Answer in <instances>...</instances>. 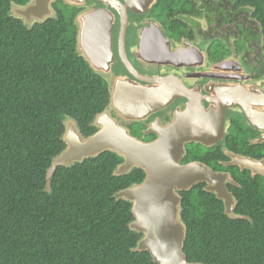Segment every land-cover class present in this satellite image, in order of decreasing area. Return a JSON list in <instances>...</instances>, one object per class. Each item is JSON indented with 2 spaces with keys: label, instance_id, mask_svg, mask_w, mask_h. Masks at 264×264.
I'll return each instance as SVG.
<instances>
[{
  "label": "trees",
  "instance_id": "1",
  "mask_svg": "<svg viewBox=\"0 0 264 264\" xmlns=\"http://www.w3.org/2000/svg\"><path fill=\"white\" fill-rule=\"evenodd\" d=\"M26 0H0V264H154L135 249L132 203L115 194L142 184L112 152L47 172L65 148L66 121L84 137L110 103L105 78L77 51L76 30L60 14L33 25L12 15ZM264 24V0H239ZM184 252L201 264H264V199L243 194L230 219L213 193H180ZM241 195V194H240ZM248 208V211H242Z\"/></svg>",
  "mask_w": 264,
  "mask_h": 264
},
{
  "label": "flooded vegetation",
  "instance_id": "2",
  "mask_svg": "<svg viewBox=\"0 0 264 264\" xmlns=\"http://www.w3.org/2000/svg\"><path fill=\"white\" fill-rule=\"evenodd\" d=\"M48 8L51 16L42 21L68 16L77 39L85 16L100 14L111 28L109 80L146 91L155 82L171 84L169 92L162 86L161 109L142 121L111 109L116 122L150 143L197 101L204 110L193 118L204 137L186 144L180 163L229 176L237 215L243 194L264 199V24L254 8L239 0H51ZM33 21L27 24L39 22ZM199 185L208 192L205 182Z\"/></svg>",
  "mask_w": 264,
  "mask_h": 264
},
{
  "label": "water",
  "instance_id": "3",
  "mask_svg": "<svg viewBox=\"0 0 264 264\" xmlns=\"http://www.w3.org/2000/svg\"><path fill=\"white\" fill-rule=\"evenodd\" d=\"M50 1L35 0L34 5L13 6L12 15L25 24L32 19L40 22L45 16H51L48 8ZM99 16L97 13L85 16L84 27L77 39V51L95 72L108 80L109 107L94 119L92 126L98 131L89 137L81 134L74 121L64 123L63 141L66 148L54 158L47 172L46 190H50L52 175L58 167H72L86 159L112 152L123 160L114 171V176L127 175L135 168L145 173L142 184L115 194L117 200L132 203L134 221L130 229L143 235L135 250L148 251L154 264H201L189 262L184 252L187 228L181 219L180 193L205 182L208 185L207 191L223 202L225 215L230 219L246 218L235 213L236 201L225 185L229 176L216 173L198 163H180L186 144L196 141V137H204V129L193 118L199 108L201 111L204 108L197 101L189 104L182 116H176L174 123L159 130V138L153 142L144 143L133 137L128 128L111 117L109 111L114 109L123 113L129 121H142L153 111L161 109V105L167 104V97L162 96L161 91L164 86L169 92L171 84L155 82L156 87L146 91L142 87H134L132 83L109 80L105 75L113 57L108 33L111 28L103 27L105 20ZM92 30L96 39L90 35Z\"/></svg>",
  "mask_w": 264,
  "mask_h": 264
},
{
  "label": "rangeland",
  "instance_id": "4",
  "mask_svg": "<svg viewBox=\"0 0 264 264\" xmlns=\"http://www.w3.org/2000/svg\"><path fill=\"white\" fill-rule=\"evenodd\" d=\"M14 15H16V11H14ZM33 20H35V19H32V22H34ZM36 21V20H35Z\"/></svg>",
  "mask_w": 264,
  "mask_h": 264
}]
</instances>
